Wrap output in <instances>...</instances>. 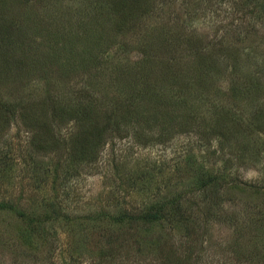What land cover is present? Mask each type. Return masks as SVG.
<instances>
[{
  "label": "rangeland",
  "instance_id": "1",
  "mask_svg": "<svg viewBox=\"0 0 264 264\" xmlns=\"http://www.w3.org/2000/svg\"><path fill=\"white\" fill-rule=\"evenodd\" d=\"M167 75L184 76L192 108L162 132L136 118L173 112L144 89ZM126 77L143 84L136 100ZM88 91L122 125L85 159L86 123L51 112ZM20 100L28 115L0 120V201L60 217L26 245L16 216L0 212V264H264L263 0H0L1 112ZM214 104L235 117L228 127L216 128ZM211 174L219 181L194 194ZM175 195L186 221H112Z\"/></svg>",
  "mask_w": 264,
  "mask_h": 264
},
{
  "label": "trees",
  "instance_id": "2",
  "mask_svg": "<svg viewBox=\"0 0 264 264\" xmlns=\"http://www.w3.org/2000/svg\"><path fill=\"white\" fill-rule=\"evenodd\" d=\"M149 1L150 0H148V3H149ZM263 2H264V0H263ZM146 5L147 4H143L141 6L142 9H144L146 7ZM103 10H104L103 8H102V10L99 9L101 15H103L105 13ZM125 10H126L125 14L122 17H126V20H127L130 11H129V9H125ZM123 13H124V11H123ZM175 43H177L179 46H181L183 44V43L177 42V41ZM186 43H187V45L190 46L193 43V38L192 37L189 38L186 41ZM173 50H175V49H173ZM142 52L144 53L145 56L148 53L146 50H143ZM167 76H169V78L167 80L168 84L162 85L159 88H156V86L154 84L146 85V86H151V88L144 86V89H148L146 91L151 92V95L149 96L151 98V101L154 100L156 102V104L158 106L162 107L163 109H167L165 107L168 106V108L173 109V112L166 111V113L163 116L160 114V118L158 117V112L152 113L151 115H146L145 117H142L139 115L136 118V119H139L140 121H142L144 124H148L150 122H152V123L156 122L155 125L158 126L160 131H162V132L165 130V126H171L172 125L173 119H175L177 117V111H178L179 107L182 110H184V107H187L188 110H190L192 108V106L189 107L188 105H185L184 101L182 99V93L181 92H182V90L185 89V87H184L185 86L184 76H182L183 78L180 77L179 79L177 76H172V75H167ZM125 79H126V82L129 81L127 77ZM132 80L134 82L136 81L134 83V85L129 84V83H133ZM129 83H128L129 87L133 88V91L131 93V97L128 100L129 101L136 100V98L139 95V92L141 91L139 88L143 87L142 86L143 84L138 83L137 80H135V78H131ZM137 85H139V87H137L138 91H136V88H135ZM178 85H179V87H178ZM177 87H178V89H177ZM202 88L204 89V92H206L209 88L208 83L207 84L204 83L202 85ZM237 91H238V89H236L234 92L235 95L232 97L233 100H238L237 99ZM145 95H148V94L145 93ZM82 96H78L75 99L76 102L78 100L77 104L70 106L69 105V103H71V101H70L68 104L65 103V105L60 107V108H55V110H53V112H51V114H52V117H54V118L58 117L60 119H65L66 117H68L70 120L73 119V120L77 121L76 124L86 123V125H87L86 130L84 129L83 132H80L76 136L77 140H79L77 143L79 148L76 150L80 153L79 158L86 157L85 159H90L93 148H95V147L97 148L101 144V141L104 140L103 139L105 137L104 135H106V133L109 131V128L114 127L112 129V130H114L116 127H120L122 125V123L118 122L117 119L115 121H113V117H115L114 115L117 113L115 108L112 109L111 116H110L106 110H102L100 108V105H99L100 103H97L95 100H92V99L85 100V98H89L91 96V91L90 92L89 91L88 92H82ZM73 100H72V102H73ZM205 100L207 101L208 99H205ZM116 103H118V104H116ZM116 103H115L116 105L114 104V107L115 106L121 107L119 105L118 101ZM38 104H41V103H38ZM214 106H216V105L214 104ZM26 108H27V105H24V103L21 100L16 101V102L6 106L5 111L1 112V110H0V120L2 122L8 123V121H10L11 118L16 119V116L24 117V116L28 115V113H26V111H25ZM122 108L125 109L126 114H127L128 109H132L131 104L130 105L123 104ZM214 109H215L214 107L211 108L210 114H212V118L214 117V119H215V117H216L215 124H216L217 129H220L222 127H228L231 124V122L235 120L234 119L235 117L233 116V114L231 112H225L223 109L224 114H222V113L218 112V107L216 110H214ZM95 115H98V116L101 115L106 120L108 119L107 123L100 125L96 121V119L94 118ZM108 115H109V117H108ZM44 118H47V111L46 110L45 111L41 110L37 113H34L32 119L36 120L37 125L40 126V125H42L41 120H43ZM111 118H112V120H110ZM123 120H126V119H123ZM131 122H133V120ZM6 123H3V124H6ZM246 123H247V125H249L250 122H246ZM160 125H163V127H161ZM234 126L235 125H233V127ZM225 133H226V136L224 138H229V135L227 136V132H225ZM92 139L95 140V142H96L94 145H92V143H91ZM231 139H232V135H230L229 141ZM215 181H219V178H218V176H212V174H211V176L200 178L197 182V186L195 187V190L193 191V193L195 194L196 191L204 193V191H206L207 189H210V187L215 183ZM175 196H177V197H173V199H170L167 201L151 204L148 207L147 211H145L143 214H141V216L138 217L137 219L134 218L133 215L130 213H121L120 212L119 214H117V216L115 218L112 219V221L116 222V224L135 222L136 220H140L141 222L144 221L147 223H152V222H156V221L161 222V221L167 219V217L171 216V215H173V216L177 215V217L179 216L182 219V221H186V220H184L185 219L184 212L187 210L183 209L182 205L180 204V202H181V199L179 198L180 195H175ZM191 203H192L191 205H196L195 202H191ZM209 210H213V203L208 207V211ZM18 211L19 210H16L15 206H13L12 204H10L8 202H1L0 201V212H9V213L13 214L14 216H16V219L19 221L18 222L19 228H17L18 231L17 230L16 231H17L19 239H21L23 241V243L26 245L27 244H29V245L34 244V240H35L36 236L43 237V234L38 235V230H40L41 228H44V226L47 224V222H51L53 220H56L58 217H60V212L58 210L51 212L48 215L37 216V217H29L24 212H20V211L18 212ZM173 212L175 215L173 214Z\"/></svg>",
  "mask_w": 264,
  "mask_h": 264
}]
</instances>
